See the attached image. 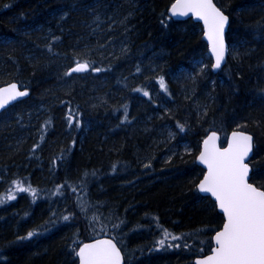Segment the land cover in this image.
I'll return each instance as SVG.
<instances>
[{"label":"trees","instance_id":"1","mask_svg":"<svg viewBox=\"0 0 264 264\" xmlns=\"http://www.w3.org/2000/svg\"><path fill=\"white\" fill-rule=\"evenodd\" d=\"M173 1L0 0V85L31 90L0 115V264H78L102 236L125 264H193L224 222L197 188L211 130L253 134L264 189V0H214L239 46L217 74L201 24L171 17ZM184 68L191 78L167 84Z\"/></svg>","mask_w":264,"mask_h":264},{"label":"snow or ice","instance_id":"2","mask_svg":"<svg viewBox=\"0 0 264 264\" xmlns=\"http://www.w3.org/2000/svg\"><path fill=\"white\" fill-rule=\"evenodd\" d=\"M172 13L179 16L192 13L204 22L205 35L215 57L212 68L220 69L226 54L224 32L228 16L213 0H176L172 5ZM88 68L87 63H78L65 75L84 72ZM93 71L99 72L101 69L94 68ZM159 86L167 90L163 77L159 78ZM3 91L8 93V97L5 99L0 96V109L10 100L27 95L26 91H18L16 84ZM143 95L148 96L149 93L145 91ZM216 139V133L213 132L204 141V151L199 159L207 165V174L198 187L201 193H210L215 198L226 221L222 230L217 231L214 236L216 247L212 250L213 254L197 260L196 264H264V190L248 182L249 165L245 162L252 150V137L233 132L228 147L223 150L216 146ZM19 191H32L36 195L35 190L30 188L19 187ZM14 198L13 195L7 197ZM0 202H3L2 198ZM63 219L67 221L69 216L66 215ZM35 234L30 231L20 239H29ZM172 239L179 240L181 237L172 236ZM160 243L163 246L164 241L161 240ZM75 255L79 258V264H121L122 259L120 249L111 239L84 244L75 251Z\"/></svg>","mask_w":264,"mask_h":264},{"label":"water","instance_id":"3","mask_svg":"<svg viewBox=\"0 0 264 264\" xmlns=\"http://www.w3.org/2000/svg\"><path fill=\"white\" fill-rule=\"evenodd\" d=\"M175 2H176V0L174 1V3H175ZM174 3H173V4H174ZM213 3L218 7V5L214 2V0H213ZM173 4H172V5H173ZM172 5H171V7H170V9H169V13H170L171 17H173V18H175V19H182V20H183V19H188V18H193L194 21H196V22H198V23L201 24V26H202V30H203V38H204V40L206 41V43H207V45H208V52H209V54H210V56H211V58H212L213 64H214V62H215V57H214V55H213L212 52H211V44H210V42L208 41L207 36L205 35V31H206V29H205L204 22H203L202 20H200L198 17H196L195 15H193L192 13H189L187 16L174 15V14L172 13ZM218 8H219V7H218ZM226 16H227V15H226ZM228 18H229V16H228ZM229 24H230V18L228 19V24L226 25V27H225V32H224V40H225V45H226L225 60L227 59V55H228V51H227V42H226V35H227V32H228ZM225 60L222 62L221 66L225 63ZM217 70H218V69H215V71H217ZM86 71H87V70H86ZM84 72H85V71H84ZM12 84H16V85H17V90H18V91H26V92H27V95H25V96H23V97H18V98L15 99V100H10L8 103L5 104V107H4V108L0 109V114H1V113H2V112H3L8 106H10V105H12V104H14V103H16V102H19V101H21V100L27 98V97L30 95V93H31V91H30L29 89L22 88L21 85H20L18 82L13 81V82H11V83H8V84H5V85L0 86V96H3L5 99H7V97H8V93H5L3 90L6 89V88H10V86H11ZM213 132H215V133H216V136H217V139H216V141H215V144H216V146H217L218 148H220L221 150H223V149H225V148L228 147L229 142H230L231 139H232V133H233V132L244 133V134L249 135V136L252 137V150H251V152L249 153V156L246 158L245 162L249 165V176H248V182L251 183V184H253L254 186L258 187L256 184H254V183L251 181V176H252V166H251V164H250V160H251V158H252V156H253V154H254V150H255V139H254L253 134H251L250 132H247V131H245V130H241V129H235V130L230 131L229 134H228V136H227V138H226V140H224V139L222 138V134H221L219 131H217V130H211V131H210V132L204 137V139H203V141H202V143H201V149H200V152L198 153L197 158H196V162H197V164L200 165V166L204 169L203 177L200 179L199 183L203 180L204 176L207 174V165L201 163L199 157H200V154L204 151V141H205L206 139H208V137H209L210 135H212ZM199 183H198V186H199ZM198 186H197V187H198ZM258 188H259V187H258ZM260 189H261V190H264V189H262V188H260ZM198 190H199V187H198ZM199 192H200V191H199ZM200 193H201V192H200ZM201 194H202V195H208V196H210V197L215 201V198L212 197L210 193H201ZM215 203H216V206H217L218 211H219V212L223 215V217H224V222H223V224H224L225 221H226V218H225V216H224L222 210L219 209V207H218V203H217L216 201H215ZM223 224H222V226H221L217 231L222 230V228H223ZM217 231H216V232H217ZM216 232H215L214 235H213V246H212L210 252L207 253V254H205V255H202V256H198V257H196V258L194 259V262H193L194 264H196V261H197V260L204 259V258H206L207 256H210V255L213 254V251H212V250L216 247V245H215V241H214V236H215ZM108 239H111V240L113 241V243H116L117 247H118V248L120 249V251H121V258H122V259H121V264H125V255H124V252L122 251V249L120 248V246L117 244V242H116L113 238H111V237H107V236H106V237H99V238H96V239H93V240H90V241H87V242L83 243L82 245H80V247H82L84 244H91V243H95V242L98 241V240H108Z\"/></svg>","mask_w":264,"mask_h":264},{"label":"bare ground","instance_id":"4","mask_svg":"<svg viewBox=\"0 0 264 264\" xmlns=\"http://www.w3.org/2000/svg\"><path fill=\"white\" fill-rule=\"evenodd\" d=\"M175 1V0H174ZM174 1H173V3H174ZM172 3V4H173ZM171 4V5H172ZM171 7V6H170ZM170 9V8H169ZM169 9H168V13H169ZM221 9V11H223V13L225 14V15H227V16H229L222 8H220ZM169 15H170V13H169ZM171 16V15H170ZM228 30H229V28H228ZM30 32H35V28H33V29H31V31ZM48 34V33H47ZM42 38H40V39H38V41H41V40H44L46 37H47V35L46 34H44L43 36H41ZM226 42H227V51H228V55H227V59L225 60V63L221 66V68L220 69H218L217 71H215V69H213V71H214V73L215 74H217V73H219L220 71H222L223 69H224V67L226 66V64L228 63V59H229V56L231 55L232 56V54H231V51H230V48L232 47H236V49H238L237 47H239L238 46V44H236V43H231V44H229V42H228V38H227V35H226ZM208 56H209V58H211V56H210V54H209V52H208ZM236 59H238V56H236ZM211 60H212V58H211ZM195 62H196V60H192L191 61V66L190 67H195V68H197L198 70H202L203 68H206V65L203 67V68H199V66L197 67V66H195ZM82 63H84V62H82ZM212 64H213V61H212ZM76 65V64H75ZM75 65H73L72 67H74ZM72 67H70V69L72 68ZM69 69V70H70ZM188 69H190L192 72H193V69L192 68H188ZM88 70H89V68H88ZM87 70V71H88ZM87 71H85V72H87ZM191 72V73H192ZM174 72H171L170 74H169V76L167 77V78H165L166 79V81H167V84H168V82H170V81H177V80H175L174 79ZM173 75V76H172ZM184 76H186V75H184ZM189 78H191V75H189ZM11 82H13V81H11ZM11 82H8V83H11ZM8 83H5V84H8ZM5 84H3V85H5ZM20 84V83H19ZM0 86H2V85H0ZM22 87V86H21ZM22 88H24V87H22ZM25 89H29V88H25ZM30 90V89H29ZM31 91V90H30ZM155 92V93H154ZM154 92L152 91V93L153 94H156V90H154ZM30 95H31V93H30ZM29 95V96H30ZM28 96V97H29ZM27 97V98H28ZM17 103V102H16ZM15 104V103H14ZM13 105V104H12ZM12 105H10V106H12ZM10 106H8L6 109H8ZM5 109V110H6ZM2 114V113H1ZM0 114V115H1ZM235 130V129H234ZM171 152H173L172 150H171ZM197 186H198V184H197ZM198 188V187H197ZM263 189V188H262ZM201 194V193H200ZM204 196H208V195H204ZM213 242V241H212ZM213 246V245H212ZM211 250V249H210ZM210 252V251H209ZM209 252H207V253H209ZM206 253V254H207ZM203 255H205V254H203Z\"/></svg>","mask_w":264,"mask_h":264},{"label":"rangeland","instance_id":"5","mask_svg":"<svg viewBox=\"0 0 264 264\" xmlns=\"http://www.w3.org/2000/svg\"><path fill=\"white\" fill-rule=\"evenodd\" d=\"M230 51H231L232 56H234V57L238 56V52H237L238 49H236V47H233V48L231 47ZM205 65H206V63L204 62V59H198L195 62V66H197V67L199 66V68H203ZM191 72L192 71L190 69L184 68V69H180V70L174 72L175 74H174V76L173 75L172 76L174 77L175 80H178L183 74L186 75L185 77H187V76L189 77V75L192 76ZM158 85H159V83H158ZM159 88H160V86H159ZM161 90H164V89H161ZM152 91L154 92V89H152ZM10 195H13V194H10Z\"/></svg>","mask_w":264,"mask_h":264}]
</instances>
